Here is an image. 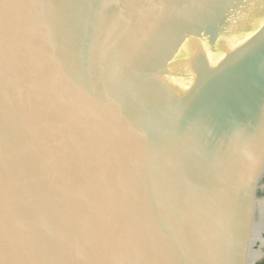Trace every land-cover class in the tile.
<instances>
[{"label":"water","instance_id":"obj_1","mask_svg":"<svg viewBox=\"0 0 264 264\" xmlns=\"http://www.w3.org/2000/svg\"><path fill=\"white\" fill-rule=\"evenodd\" d=\"M264 0H0V264H260Z\"/></svg>","mask_w":264,"mask_h":264},{"label":"trees","instance_id":"obj_2","mask_svg":"<svg viewBox=\"0 0 264 264\" xmlns=\"http://www.w3.org/2000/svg\"><path fill=\"white\" fill-rule=\"evenodd\" d=\"M260 264H264V260Z\"/></svg>","mask_w":264,"mask_h":264}]
</instances>
